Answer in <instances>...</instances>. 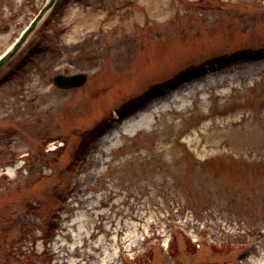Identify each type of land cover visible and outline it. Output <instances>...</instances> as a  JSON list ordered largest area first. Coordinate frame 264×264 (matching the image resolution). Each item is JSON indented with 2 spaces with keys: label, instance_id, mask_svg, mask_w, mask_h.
Segmentation results:
<instances>
[{
  "label": "rangeland",
  "instance_id": "374dc122",
  "mask_svg": "<svg viewBox=\"0 0 264 264\" xmlns=\"http://www.w3.org/2000/svg\"><path fill=\"white\" fill-rule=\"evenodd\" d=\"M46 1L0 0V56ZM208 66L219 85L162 110ZM150 98L152 124L119 129ZM255 114L264 0H57L0 68V264H264V154L188 141Z\"/></svg>",
  "mask_w": 264,
  "mask_h": 264
},
{
  "label": "bare ground",
  "instance_id": "6f19581e",
  "mask_svg": "<svg viewBox=\"0 0 264 264\" xmlns=\"http://www.w3.org/2000/svg\"><path fill=\"white\" fill-rule=\"evenodd\" d=\"M26 42H24L21 47H23ZM236 64L237 62H231L230 65L221 72L224 73L226 71H229V67L236 69ZM222 66H225V64ZM219 68L220 66L216 68L215 66L205 67L202 71H200L201 73H198L195 76L188 78L187 81H180L175 85L174 88L171 87L163 91L161 95H163L164 99L167 100L168 103L163 106L162 110L166 111L171 108V106L169 105V101L170 103H179L177 104L178 108H175L178 109V111L187 110L189 108V98H192V101L195 102L197 99L196 94H198V92L207 90L209 91L210 88H214L215 86L219 85L220 82L223 81V77L226 75L223 74L222 76H219V74H221L218 71ZM234 76L236 75H232V81H229L230 87L234 85ZM252 78L254 79L255 77L252 76ZM226 94L227 90L223 89L222 91L216 93L215 99L218 97V95L224 96ZM157 102V99L150 98L147 102L141 105L140 111L137 112L138 114L136 113V115H131L125 121V123L119 127V129H125L127 127L126 132L132 133L136 130H139V128H141L143 125L152 124V116L156 115L155 111L157 110L154 109V105L157 104ZM148 109H153V114L147 113ZM246 116L247 115H242L239 118H227L225 119V121L217 120L204 122L202 126V131H195L192 135L190 134L188 136V141L191 144L196 143L198 145L199 143H201V141H205L208 147L209 145L215 146V148L217 149L216 151L220 150L221 147L225 144H232L238 145L241 148H254L256 150L255 155L259 153L264 154V151H259L264 145V118L260 114H255L253 117ZM135 118L137 119L134 120ZM112 136V133L105 136V138H107L104 140V143L107 140H110ZM208 141L211 142L207 144ZM208 147L203 150V154H201L202 157L207 156V154L210 153Z\"/></svg>",
  "mask_w": 264,
  "mask_h": 264
},
{
  "label": "water",
  "instance_id": "95a60500",
  "mask_svg": "<svg viewBox=\"0 0 264 264\" xmlns=\"http://www.w3.org/2000/svg\"><path fill=\"white\" fill-rule=\"evenodd\" d=\"M55 0H49L47 4L43 7L40 13L36 16V18L31 22L29 27L22 33L21 37L16 41V43L12 46L10 50H8L1 58H0V67L4 65L7 61H9L21 48L24 42L27 41L31 33L35 30L39 22L43 19L45 14L52 7ZM87 80V75L80 73L74 75H62L58 74L54 78V82L63 88H70L78 85H82Z\"/></svg>",
  "mask_w": 264,
  "mask_h": 264
}]
</instances>
